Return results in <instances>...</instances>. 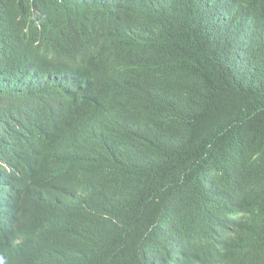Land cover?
Listing matches in <instances>:
<instances>
[{"label":"trees","instance_id":"16d2710c","mask_svg":"<svg viewBox=\"0 0 264 264\" xmlns=\"http://www.w3.org/2000/svg\"><path fill=\"white\" fill-rule=\"evenodd\" d=\"M0 264H264V0H0Z\"/></svg>","mask_w":264,"mask_h":264}]
</instances>
